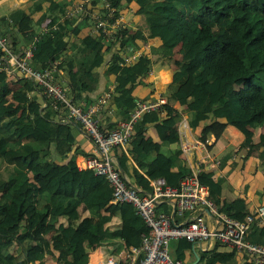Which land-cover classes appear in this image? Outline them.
Wrapping results in <instances>:
<instances>
[{"label":"trees","instance_id":"trees-1","mask_svg":"<svg viewBox=\"0 0 264 264\" xmlns=\"http://www.w3.org/2000/svg\"><path fill=\"white\" fill-rule=\"evenodd\" d=\"M73 1L30 0L27 12L16 7L1 16L0 28L17 46L13 26L24 33L32 32L31 23L45 24L46 30L34 44L32 62L45 66L56 59V74L64 75L69 95L86 102L105 88L103 84L95 90L98 67L103 64L102 73L106 74L126 52L138 47L137 40L157 37L159 43L150 45V50L167 58L178 54L171 65L168 104L176 98L190 111V123L200 141H208L209 136L216 140L227 123L235 126L243 134L240 145L248 147L246 153L258 156L264 175V0H133L135 12L143 13L148 23L147 37L139 29L130 32L124 26V35L105 47L100 31H88L94 22L88 13L60 18L64 7ZM129 1L111 0L116 8ZM25 16L26 24L20 26ZM144 58L140 53L128 65H118L111 98L118 119L127 118L134 105L132 90L143 83L148 70ZM164 69L161 83L170 80L169 69ZM10 83L17 86L12 88ZM32 86L29 79L19 76L9 80L0 70V101L7 95L15 101L0 111V158L12 164L7 177L0 180V264H45L44 256L51 248L62 264H85L88 248L97 243L120 237L126 245H137L140 233L146 230L143 219L130 202L108 203L111 186L103 175L90 168H76L75 156L82 154L74 145L78 124L54 120L53 110L42 111L34 97L27 95ZM160 110L164 112L160 114ZM179 115L177 108L164 104L143 111L133 122L126 151L114 149L121 175H127L128 182L142 191L149 189L148 178L162 176L168 184L177 185L179 178L190 172L179 159L181 150L167 149L178 137ZM114 126V120L108 121L105 128ZM148 127L153 128L156 139L148 134ZM258 127L253 142V129ZM51 153L59 158L52 174ZM35 175L44 177L45 182L34 180ZM197 178L207 185L220 210L233 218L243 216V198L225 199L221 179H214L201 164ZM40 198L44 202L37 206ZM157 207L165 209L166 204L160 201ZM112 213L117 214L118 224L111 221ZM23 215L26 225L20 224ZM4 238H10L15 247L5 250ZM246 238L264 242V225L250 224ZM191 248L184 237L168 242L172 258L183 259L184 251ZM197 256L193 264L236 263L232 248L213 247Z\"/></svg>","mask_w":264,"mask_h":264},{"label":"built area","instance_id":"built-area-1","mask_svg":"<svg viewBox=\"0 0 264 264\" xmlns=\"http://www.w3.org/2000/svg\"><path fill=\"white\" fill-rule=\"evenodd\" d=\"M116 11L111 0H75L64 7L60 18L88 13L94 20L88 29L90 33L98 30L104 40L115 37L118 40L124 35L121 29L125 21L121 15L115 14ZM12 28L20 46L15 47L7 33L0 29V70L9 77L21 76L31 80L33 86L27 95L36 96L42 111L52 109L56 120L79 123L93 147L92 154L82 156L76 162V168H90L94 174L103 175L111 186L109 202H130L146 225L137 245L129 244L109 252L107 247L111 245L97 244L87 252L85 264H182L180 258H172L168 251L169 240L179 237H184L192 244L219 242L239 253L242 262L264 264V242H253L246 238L250 224L264 222V201L237 219L218 208L207 185L198 180L197 169L184 174L177 185L168 184L162 176L148 178L149 189L146 191L129 183L121 175L111 154L112 147H121L126 151L135 119L143 111L158 107L163 99L134 98L127 118L116 120L115 126L110 129L100 128L98 115L111 98L113 86L108 85L89 102L82 98L73 99L68 88L55 80L57 60L45 66L32 63L34 44L46 26L24 33ZM139 52L138 49L136 52H126L118 65L134 61ZM183 142L180 143L183 153L188 150L190 153L192 147L200 146L196 143L188 148L187 141ZM160 201L165 202L167 209L157 207ZM176 215L184 217L177 220Z\"/></svg>","mask_w":264,"mask_h":264},{"label":"crops","instance_id":"crops-1","mask_svg":"<svg viewBox=\"0 0 264 264\" xmlns=\"http://www.w3.org/2000/svg\"><path fill=\"white\" fill-rule=\"evenodd\" d=\"M27 0H0V4L4 3L6 8L2 13L1 16H6L8 11L14 9L16 7H24L26 8ZM129 4V9H118V15H121L124 22V26L128 28L130 32L134 31L135 29H139L145 37H147L148 33V23L145 20V16L140 22L139 17L143 14L136 13L135 9L137 4L131 0L129 2H122L120 4L121 7L124 5ZM28 6V5H27ZM119 6V7H120ZM27 12V8L25 10ZM144 15V14H143ZM1 20V19H0ZM26 24L20 23L19 25ZM33 25L32 30L36 29L38 26ZM0 25H2L0 21ZM3 26V25H2ZM152 41V42H151ZM138 43V50L139 53H143L145 55L144 62L148 65V70L143 76V83L137 84L133 90L132 94L134 98H142L146 96L152 95L157 97L158 99H163L164 103L167 102L168 95L172 94L169 92L167 85L171 81V71H172V58H167L163 56L159 52H154L149 49V46H156L159 43V39L157 37H147L145 41H139ZM132 50L136 52V50ZM123 52V51H122ZM107 55V54H105ZM131 63V62H130ZM129 63L125 64L128 65ZM169 69L170 73V80L165 82L164 84L161 83L160 74L165 71V69ZM163 68V70L161 69ZM99 71V78L97 82V87L95 90H98L102 87L103 84H114V76L117 73L119 66L113 65L106 74L103 75V64L101 67L97 68ZM161 69V70H160ZM149 77H152V80H149ZM59 81L62 85L66 86V80L64 75L59 78ZM150 82V83H148ZM17 84H14L13 87H16ZM161 89H157V88ZM153 90L149 91V90ZM168 91V92H166ZM149 94V95H148ZM174 95V94H173ZM8 96V95H7ZM175 97V95H174ZM12 99V98H11ZM13 100V99H12ZM15 103V101H14ZM13 103V104H14ZM11 104V105H13ZM8 105V106H11ZM171 106L177 108L180 112L179 120L177 122L176 133L178 137L173 142L169 143L167 149H175L179 148L180 157L179 159L184 162L191 169H198V164H201L205 170H210L212 172V177L214 179H221V184L223 188V196L225 199H230L231 197L239 196L242 197L245 203L246 212H249L254 206L264 201V175L262 172V164L260 163V159L255 153H246L248 147L241 146L240 142L243 138V134L232 124H225L223 127L219 138L216 140H212L211 137H208V141H200L197 139V129L191 125L190 123V111L184 109V105H180L176 102V98L174 103ZM182 107V109H180ZM118 109L114 107L112 102L110 101L106 108H104L100 114L99 118L101 120L102 126L105 127L108 121H115L118 120ZM164 111L160 110V114ZM186 125V128L182 127ZM182 125V126H181ZM196 129V132H195ZM148 134L153 139H156L155 132L152 127L147 128ZM210 138V139H209ZM74 145H78L82 149V154H77V160L80 159L81 155H89L91 154L92 150V143L88 136L84 133L82 129H77L75 133V140ZM183 141H187L189 147L191 148L196 143H199L200 146L192 147L189 153H183L182 149L180 148V143H184ZM256 142V141H253ZM207 143V144H206ZM187 145V144H186ZM116 148V152L122 151L121 147H114L112 153L114 155V149ZM50 160L52 161L50 164V174L54 173L57 169L56 163L59 162V158L54 154L51 153L49 156ZM116 163L117 158L114 156ZM12 170V164L6 163L0 158V180L7 177L8 173ZM141 170L139 168L136 169V173H140ZM128 180L129 177L124 175ZM34 180H38L40 182H45L44 177H39L37 175L32 176ZM44 202L43 198L37 200L36 205L40 206ZM167 209V206L166 208ZM164 209V210H165ZM80 212L86 213V210L79 208ZM184 216L176 215L175 218L177 220L183 219ZM111 221L113 224H118V216L115 213H112ZM27 223L26 216L23 215L20 224ZM254 224H258L255 223ZM260 226L264 225V222L258 224ZM50 225L48 228L50 229ZM51 231V229H50ZM48 231L47 235L50 233ZM129 245V244H128ZM122 246H126L123 243L120 237H116V250L121 248ZM219 249V250H226L230 249L226 245L222 243H196L193 244L191 250L184 251V258L182 259L183 262L194 263V261L198 258V253L203 250H210L212 248ZM55 255L56 252L51 248L50 254L46 255ZM234 255L236 257L235 264H251L249 262H242V257L239 253L234 251ZM44 256V259H45ZM194 256V259L191 261L190 259ZM46 264V263H45ZM216 264V263H214Z\"/></svg>","mask_w":264,"mask_h":264},{"label":"rangeland","instance_id":"rangeland-1","mask_svg":"<svg viewBox=\"0 0 264 264\" xmlns=\"http://www.w3.org/2000/svg\"><path fill=\"white\" fill-rule=\"evenodd\" d=\"M29 2H30V0H27V2H26V8H27V11H28V6L27 5H29ZM120 6V5H119ZM129 4H127V5H124L123 7H118L117 8V11H118V9H126V10H128L129 9ZM3 8H6L5 7V5H4V3H2V4H0V13H2L5 9H3ZM26 8H25V10H26ZM142 14V13H141ZM27 15L28 16H32L30 13H27ZM120 16V15H119ZM143 17H144V15L142 14L140 17H139V20H140V22H142V19H143ZM25 18V19H24ZM26 21V16L25 17H23L22 19H21V21H20V23H24ZM125 24H126V22H125ZM87 34H89V33H87ZM91 35V34H90ZM152 42V41H151ZM171 58H172V60L174 59H177L178 58V54H177V52L174 54V55H172L171 56ZM172 62V61H171ZM162 70H163V68H161ZM160 69V70H161ZM9 80H10V77L9 76H6ZM149 80H152V77H149ZM164 84V83H163ZM13 83H10V87H12L13 88ZM162 88V87H161ZM161 88H157V89H161ZM154 90V89H153ZM153 90H149V91H152L153 92ZM166 92H168V91H166ZM149 95V94H148ZM152 95H150V96H146V97H151ZM145 97V98H146ZM155 99L157 98V97H155V96H153ZM14 103V100H12L11 99V97H10V95H8V96H5L3 99H1V101H0V111H1V109H3V108H5L6 106H8V105H11V104H13ZM164 105H171V104H168V103H163ZM180 109H182V107L180 108ZM190 113V112H189ZM182 126V125H181ZM182 127H186V125L184 124ZM264 127V126H263ZM260 130V128L258 127V128H255V129H253V132H254V134H253V136H252V141H255L256 140V134H257V132ZM195 132H196V129H195ZM197 135V134H196ZM3 246L5 247V250H8V249H13L14 247H15V245H14V243H13V241L10 239V238H4L3 239ZM196 245V244H195ZM17 249H18V246H17ZM109 250H111V249H109ZM3 255V252H1L0 253V256H2ZM192 259V258H191ZM190 259V260H191ZM45 263L46 264H62V263H60L59 261H58V259L56 258V254L55 255H46L45 256Z\"/></svg>","mask_w":264,"mask_h":264},{"label":"clouds","instance_id":"clouds-1","mask_svg":"<svg viewBox=\"0 0 264 264\" xmlns=\"http://www.w3.org/2000/svg\"><path fill=\"white\" fill-rule=\"evenodd\" d=\"M117 14H118V13H117ZM43 25H45V24H41V25H39L35 31H37L38 28L41 27V26H43ZM124 25H125V24H124ZM13 27H14V26H13ZM15 28L19 30L18 27H15ZM0 29H1V28H0ZM1 31H2V29H1ZM33 31H34V30H32V32H33ZM2 32H3V31H2ZM17 40H18V39H17ZM37 40H38V39H37ZM114 40H115V39H110V40H104V39H103V47H105L106 45H109V44H110L112 41H114ZM17 46H20V42H19V40H18V44H17ZM17 46H15V47H17ZM135 49H137V48H135ZM135 49H132V50H135ZM132 50H131V51H132ZM129 52H130V51H129ZM139 54H140V53H139ZM53 60H56V59H53ZM32 63H33V62H32ZM33 64H34V63H33ZM34 65H35V64H34ZM11 78L14 79L15 77H10V79H11ZM59 78H60V77H58V76L56 75V77H55L56 82L59 83V84H60L61 86H63V87H67V85L64 86V85H62V84L60 83ZM27 79H28V78H27ZM30 81H31V80H30ZM108 85L113 86V92H112V96H111V98H112V97H113V94H114V92H115V90H114V85H115V83H114V84H106V85H105V88H107ZM67 88H68V87H67ZM105 88H103V89H105ZM100 91H101V90H100ZM100 91H99V93H100ZM99 93H98V94H99ZM98 94H97V95H98ZM97 95H96V96H97ZM32 96H33L34 99L39 103V101L36 99V96H35V95H32ZM151 97H152V96H151ZM111 98L109 99V101L107 102V104H106V106H105L104 108L107 107V105H108V103H109L110 101L112 102ZM143 98H145V97L138 98V99H143ZM152 98H154V97H152ZM163 103H164V101L161 102L160 105L163 104ZM39 104H40V103H39ZM40 106H41V105H40ZM41 107H42V106H41ZM104 108H103V109H104ZM103 109H101L100 112H101ZM49 110H52V109H49ZM53 111H54V110H53ZM100 112H99V114H100ZM54 115H55V111H54ZM53 118H54V120H56L54 116H53ZM98 119H99V125H101V124H100V118H99V115H98ZM135 120H136V119H135ZM67 122H73V123H74L75 121H67ZM76 123L78 124L79 129H82V128L80 127L79 123H78V122H76ZM115 124H116V120H115ZM101 127L104 128V129H107V128L103 127L102 125H101ZM108 129H110V128H108ZM82 130H83V129H82ZM84 133H85V132H84ZM85 134H86V133H85ZM207 140H208V139H207ZM114 147H116V146H113V147H112V149H111V154H112V156H113V159L115 160L114 155H113V153H112V150H113ZM91 154H92V150H91ZM89 155H90V154H89ZM76 156H77V155H76ZM76 156H75V164H76V162H79V160H80V159L77 160V159H76V158H77ZM82 156H86V155H81L80 158H81ZM115 164H116V160H115ZM197 170H198V169H197ZM190 172H191V171H190ZM190 172H189V173H190ZM186 174H187V173H186ZM196 174H197V172H196ZM98 175H99V174H98ZM123 177H124V176H123ZM180 178H181V177H180ZM180 178H179V179H180ZM107 181H108V180H107ZM178 181H179V180H178ZM110 198H111V196H110ZM109 200H110V199H109ZM109 200H108V203H111V204L116 203V202H109ZM125 202H126V201H125ZM218 243H219V242H218ZM97 244H100V243H97ZM97 244H96V245H97ZM104 244H109V245H111L110 247H107V251L111 252V251H113V250H116V248L113 249V247H114L115 244H116V241L108 242V243H104ZM191 244H192V243H191ZM192 246H193V244H192ZM91 248H93V247H91ZM91 248H88L87 252H88ZM109 249H111V250H109ZM232 249H233V248H232ZM233 250H234V249H233ZM86 260H87V257H86ZM181 261H182V259H181ZM85 263H86V261H85Z\"/></svg>","mask_w":264,"mask_h":264},{"label":"water","instance_id":"water-1","mask_svg":"<svg viewBox=\"0 0 264 264\" xmlns=\"http://www.w3.org/2000/svg\"><path fill=\"white\" fill-rule=\"evenodd\" d=\"M196 260H197V259H196ZM196 260H195V261H196ZM195 261H194V262H195ZM189 264H192V263H189Z\"/></svg>","mask_w":264,"mask_h":264},{"label":"bare ground","instance_id":"bare-ground-1","mask_svg":"<svg viewBox=\"0 0 264 264\" xmlns=\"http://www.w3.org/2000/svg\"><path fill=\"white\" fill-rule=\"evenodd\" d=\"M184 128H186V127H184Z\"/></svg>","mask_w":264,"mask_h":264}]
</instances>
